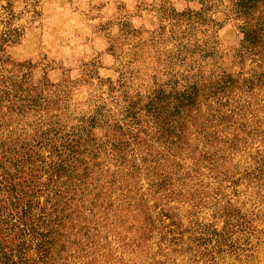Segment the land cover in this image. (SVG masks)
<instances>
[{
	"label": "rangeland",
	"instance_id": "rangeland-1",
	"mask_svg": "<svg viewBox=\"0 0 264 264\" xmlns=\"http://www.w3.org/2000/svg\"><path fill=\"white\" fill-rule=\"evenodd\" d=\"M243 27L264 28V0H0V79L36 83L55 108L42 120L52 114L69 128L102 110L113 122L132 103L220 72L263 70L261 55L240 65ZM257 93L243 97L252 102L243 122L264 128ZM26 115L14 116L16 131L48 126ZM244 137L219 174L199 176L195 193L180 186L149 212L123 209L125 222L115 217L86 264H264V135Z\"/></svg>",
	"mask_w": 264,
	"mask_h": 264
},
{
	"label": "trees",
	"instance_id": "trees-1",
	"mask_svg": "<svg viewBox=\"0 0 264 264\" xmlns=\"http://www.w3.org/2000/svg\"><path fill=\"white\" fill-rule=\"evenodd\" d=\"M245 28L241 67L246 57L264 59V28ZM220 73L170 98L132 103L113 122L98 110L69 128L52 114L41 119L55 108L30 78L14 83L13 75L2 77L0 264H86L101 253L115 217L125 222L123 209L149 212L151 200L172 198L180 186L195 193L199 176L219 174L247 131L264 135L260 123L243 122L252 107L243 97H259L264 69L250 76ZM26 114L48 126L16 131L14 116Z\"/></svg>",
	"mask_w": 264,
	"mask_h": 264
}]
</instances>
